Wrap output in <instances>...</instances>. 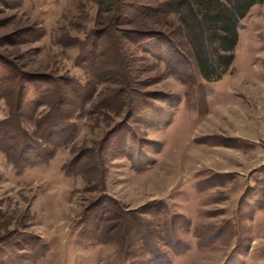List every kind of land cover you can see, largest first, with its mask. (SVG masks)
Segmentation results:
<instances>
[{"label":"rangeland","instance_id":"rangeland-1","mask_svg":"<svg viewBox=\"0 0 264 264\" xmlns=\"http://www.w3.org/2000/svg\"><path fill=\"white\" fill-rule=\"evenodd\" d=\"M8 1L0 0V37L33 33L0 43L1 55L31 73L88 80L79 42L109 14L91 0ZM130 12L127 20L137 18ZM139 19L142 30L174 31L173 16ZM126 45L143 94L130 108L103 101L118 86L102 83L75 118V139L48 163L18 173L0 152V264H264V2L242 20L235 60L217 81L200 76L185 46L187 61L173 58L172 71ZM7 115L2 100L0 119ZM38 239L46 251L37 263Z\"/></svg>","mask_w":264,"mask_h":264},{"label":"trees","instance_id":"trees-1","mask_svg":"<svg viewBox=\"0 0 264 264\" xmlns=\"http://www.w3.org/2000/svg\"><path fill=\"white\" fill-rule=\"evenodd\" d=\"M91 1L98 4L99 11L109 14V17H106L108 23L103 24L102 29L99 31L92 29L87 33V37L79 42L81 50L79 65L89 73L85 82L70 75L31 73L20 69L12 58L0 54V107L2 100L6 101L8 107V115L0 119V152L18 173H22L29 166L48 163L60 147L69 145L75 139L79 130L75 118L86 113V106L100 84L108 82L118 86V90L115 91L116 98L107 96L103 100L110 102L118 100V111L125 104L129 108L132 106L131 103L135 102L132 97L134 93L143 95L138 89L139 81L132 77V63L128 57L126 44H138L144 52L166 61L172 71H176L173 69L175 62L187 61L185 55L187 53L194 60L204 80L217 81L235 60L242 20L247 17L253 6L264 2V0H154L155 3L133 4L125 0ZM8 2L3 0V4ZM130 11L138 13L137 18L127 20ZM149 14L173 16L174 34L171 31L142 30L141 26L144 27L146 24L141 23L140 26L139 18L141 16L143 19ZM136 19L134 22L138 25L133 28L120 27L117 32L111 30L113 25L128 26ZM32 28L26 27L2 36L0 43L16 44L20 37L32 34ZM42 35L40 33L33 40H38ZM174 35L181 38L178 46L172 39ZM90 36L95 37V40L91 41ZM181 45L186 47V53L180 50ZM164 48L172 49L174 55L166 57L167 55L161 53ZM107 51H110L108 56ZM107 57L118 61L113 67H109L107 64H112L104 61ZM173 58L178 60L173 61ZM155 99L160 100L159 97ZM178 104L177 99L170 106L173 108ZM132 108L128 111L130 116ZM107 140L103 141L104 151L110 148L106 146L109 144ZM79 156L76 159L77 163L82 161L84 153ZM65 170L72 172L69 166H65ZM162 205L163 214L169 215L167 205L163 202ZM180 216L184 218L183 215ZM171 223H174L173 220ZM171 223L166 220L165 224L171 227ZM184 224L188 225L189 222L185 220ZM176 241L181 242L179 239ZM37 242L40 249L36 257L38 263L39 258L45 254L46 245L41 239ZM5 257L1 254L0 258L5 260Z\"/></svg>","mask_w":264,"mask_h":264}]
</instances>
